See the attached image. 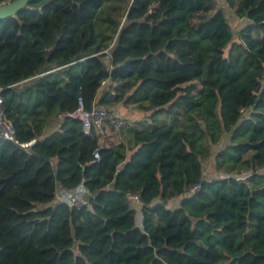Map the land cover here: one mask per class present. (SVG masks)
Instances as JSON below:
<instances>
[{
	"label": "trees",
	"instance_id": "16d2710c",
	"mask_svg": "<svg viewBox=\"0 0 264 264\" xmlns=\"http://www.w3.org/2000/svg\"><path fill=\"white\" fill-rule=\"evenodd\" d=\"M224 2L236 34L215 0H32L0 19L15 130L0 138V264H264V0ZM93 103L145 114L106 124L97 160L98 130L71 116ZM79 187L81 208L57 201Z\"/></svg>",
	"mask_w": 264,
	"mask_h": 264
},
{
	"label": "built area",
	"instance_id": "2783aa9c",
	"mask_svg": "<svg viewBox=\"0 0 264 264\" xmlns=\"http://www.w3.org/2000/svg\"><path fill=\"white\" fill-rule=\"evenodd\" d=\"M1 6V4H0ZM1 97H0V138L5 139L7 141L15 142V130L13 125L2 116V110H1ZM79 103L81 101L79 100ZM74 118L79 119L82 122V129L85 134H89V131L92 127H95L99 134H100V143L99 146L93 151V158L98 159L99 158V149L102 148L104 142L107 139L106 131H105V125L109 124L112 127L119 129V128H128L132 127L133 121L132 119L125 117L123 115H120L119 113L112 112L109 113L108 110L105 107L99 106L95 103L92 104L91 108L88 110H84L81 107L71 115ZM35 143V140H31L27 143H23L20 145L21 148L26 149L33 145ZM191 189V191H193ZM86 194V191L79 187L74 192H62L61 197L59 199L60 202H65L69 206L74 208H81L86 204V200L83 199V196ZM127 200L130 203H134L139 205L140 199L138 194L136 193H130L127 194Z\"/></svg>",
	"mask_w": 264,
	"mask_h": 264
},
{
	"label": "rangeland",
	"instance_id": "374dc122",
	"mask_svg": "<svg viewBox=\"0 0 264 264\" xmlns=\"http://www.w3.org/2000/svg\"><path fill=\"white\" fill-rule=\"evenodd\" d=\"M215 3H216L215 10H219L223 13V15L225 16V19L229 22L231 28L233 29V33L236 34V31H238L242 22L237 20L233 16L232 11L225 5L224 0H215ZM185 78H186V75L184 74H173V75H165V76L150 74V75L141 77V82L147 87L168 86L174 83H181ZM116 109H117V112L120 113V115H123L125 117L128 116L127 114H129V116H131L134 119L139 118L140 116H145V114L141 111L132 110L133 108L131 106L130 107L122 106L120 104L116 107ZM144 119L145 118H142V117L139 118V120H142V121ZM135 121H138V120H135ZM226 140L227 139L225 138L219 144L214 146L212 156L202 163L204 179L211 180L216 177L218 178L222 176L214 171V154L218 152L224 146V144L226 143ZM83 199L86 200L87 197L83 196ZM135 208L138 209V207H135Z\"/></svg>",
	"mask_w": 264,
	"mask_h": 264
},
{
	"label": "water",
	"instance_id": "95a60500",
	"mask_svg": "<svg viewBox=\"0 0 264 264\" xmlns=\"http://www.w3.org/2000/svg\"><path fill=\"white\" fill-rule=\"evenodd\" d=\"M32 0H13L0 6V19L14 15L20 8Z\"/></svg>",
	"mask_w": 264,
	"mask_h": 264
},
{
	"label": "crops",
	"instance_id": "0c3cea01",
	"mask_svg": "<svg viewBox=\"0 0 264 264\" xmlns=\"http://www.w3.org/2000/svg\"><path fill=\"white\" fill-rule=\"evenodd\" d=\"M115 112H116V113H119V112H117V111H115ZM119 114H120V113H119ZM127 115H128L127 117L130 118V119H132L133 121H135V120H139V118L141 117V116H140L139 118L134 119V118H132L131 116H129V114H127ZM62 192H63V191L59 190V192H58V194H57V197H56L57 201H59ZM179 201H180V198L176 199V200H175V203H179Z\"/></svg>",
	"mask_w": 264,
	"mask_h": 264
}]
</instances>
